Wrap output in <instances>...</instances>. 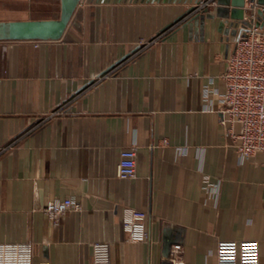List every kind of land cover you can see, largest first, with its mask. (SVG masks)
I'll list each match as a JSON object with an SVG mask.
<instances>
[{"label": "crops", "instance_id": "crops-1", "mask_svg": "<svg viewBox=\"0 0 264 264\" xmlns=\"http://www.w3.org/2000/svg\"><path fill=\"white\" fill-rule=\"evenodd\" d=\"M194 1L78 0L57 39L0 40V241H30L31 264H90L97 240L109 264H169L173 242L184 264H213L218 239L257 240L264 264V151L239 157L237 124L201 98L208 77L223 88L239 19L217 2L186 14ZM26 2L0 0V20L46 17ZM64 197L80 208L54 223L41 206ZM124 206L144 212L143 240Z\"/></svg>", "mask_w": 264, "mask_h": 264}, {"label": "built area", "instance_id": "built-area-1", "mask_svg": "<svg viewBox=\"0 0 264 264\" xmlns=\"http://www.w3.org/2000/svg\"><path fill=\"white\" fill-rule=\"evenodd\" d=\"M216 4V0H195L191 9L198 11ZM242 19L250 22L248 26L239 24L233 39L232 49L225 58L220 77L223 82L221 91L211 87L208 77L201 86L203 106L212 110L210 100L216 98L219 113L218 122L231 132L236 123L234 150L239 157H246L258 150L264 151V29L257 23L256 9L264 10V0H242ZM41 40V39H32ZM148 40L142 41L141 46ZM107 73V72H106ZM55 111V110H54ZM53 113V111H52ZM135 151L133 147L118 151L116 174L121 178L134 176ZM204 181L206 178L204 177ZM209 192L216 194L217 181H206ZM80 204L72 197L51 198L41 206L42 212L52 222L67 210H78ZM145 214L128 206L121 208V228L130 241L143 240L146 236ZM180 244H169L165 259L169 264H184L180 255ZM32 244L30 241H0V264H31ZM213 264H261L258 258V244L255 239H218L215 244ZM36 264H49L46 259ZM90 264H109L108 243L93 241L90 245ZM150 264V263H149Z\"/></svg>", "mask_w": 264, "mask_h": 264}, {"label": "water", "instance_id": "water-1", "mask_svg": "<svg viewBox=\"0 0 264 264\" xmlns=\"http://www.w3.org/2000/svg\"><path fill=\"white\" fill-rule=\"evenodd\" d=\"M77 1L59 0L57 17L0 20V40L57 39L63 32ZM257 1L261 3L263 0ZM216 2L228 5L224 6L225 12L217 14L241 19L242 0H216ZM191 7V5L188 6L184 12H188ZM206 9L205 7L200 10ZM256 15H264V10L256 9ZM255 23L261 26L258 19Z\"/></svg>", "mask_w": 264, "mask_h": 264}, {"label": "rangeland", "instance_id": "rangeland-1", "mask_svg": "<svg viewBox=\"0 0 264 264\" xmlns=\"http://www.w3.org/2000/svg\"><path fill=\"white\" fill-rule=\"evenodd\" d=\"M28 2V3H27ZM27 5H30L31 10L35 14H39L42 16H51V17H57L59 13V0H27ZM39 5V9H37V6ZM35 18H42V17H35ZM45 18V17H43ZM260 23L261 26L264 27V15H257L256 17ZM15 19H25V18H15ZM239 24L242 26H248L250 22L246 19H239Z\"/></svg>", "mask_w": 264, "mask_h": 264}]
</instances>
